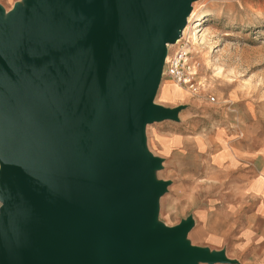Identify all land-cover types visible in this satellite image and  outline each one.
<instances>
[{"label": "water", "instance_id": "95a60500", "mask_svg": "<svg viewBox=\"0 0 264 264\" xmlns=\"http://www.w3.org/2000/svg\"><path fill=\"white\" fill-rule=\"evenodd\" d=\"M197 0H23L0 10V264H214L193 222L152 227L166 182L143 127Z\"/></svg>", "mask_w": 264, "mask_h": 264}, {"label": "rangeland", "instance_id": "374dc122", "mask_svg": "<svg viewBox=\"0 0 264 264\" xmlns=\"http://www.w3.org/2000/svg\"><path fill=\"white\" fill-rule=\"evenodd\" d=\"M22 4L23 0H0V10L9 13ZM191 11L184 39L215 101L194 98L161 77L153 104L181 109L175 121L143 127V152L160 161L149 176L167 183L155 203L152 227H176L191 219L187 245L221 252L232 261L227 264H255L257 258L244 248L237 227L251 202L243 194L245 181L215 166L217 147L212 137L222 123L235 120L229 109L239 105L254 110L264 134V0H197ZM216 133L224 144L221 130Z\"/></svg>", "mask_w": 264, "mask_h": 264}, {"label": "crops", "instance_id": "0c3cea01", "mask_svg": "<svg viewBox=\"0 0 264 264\" xmlns=\"http://www.w3.org/2000/svg\"><path fill=\"white\" fill-rule=\"evenodd\" d=\"M229 110L235 113V122L222 123L213 132L217 151L212 162L234 179H244L243 194L251 202L247 203L245 218L237 222L238 234L246 243L244 248L251 251L249 254H255V264H264V134L254 110L244 105ZM217 130H221L224 144L216 139Z\"/></svg>", "mask_w": 264, "mask_h": 264}, {"label": "built area", "instance_id": "2783aa9c", "mask_svg": "<svg viewBox=\"0 0 264 264\" xmlns=\"http://www.w3.org/2000/svg\"><path fill=\"white\" fill-rule=\"evenodd\" d=\"M170 45L167 46L161 71L162 76L177 83L194 98H207L211 102L215 101V97L208 94L209 85L206 84V76L200 73L199 64L193 60V50L187 39H184V35ZM171 47L173 49L170 53Z\"/></svg>", "mask_w": 264, "mask_h": 264}, {"label": "bare ground", "instance_id": "6f19581e", "mask_svg": "<svg viewBox=\"0 0 264 264\" xmlns=\"http://www.w3.org/2000/svg\"><path fill=\"white\" fill-rule=\"evenodd\" d=\"M191 12H193V11H191ZM192 14V13H191ZM191 14H189L188 15V17H187V19H186V21H187V23H186V25H185V27L182 29V30H180V32H179V36L175 39V41H177L182 35H185L187 32H188V30H189V28H190V22H189V20H188V18H189V16L191 15ZM8 15V13H6V12H3V16H4V20L8 17L7 16ZM200 20H201V18L200 19H195V21H199L200 22ZM194 21V22H195ZM197 23V26H200L201 25V23ZM185 37V36H184ZM187 37V36H186ZM186 39V38H185ZM174 41V42H175ZM166 43V46H169L170 45V43L168 42V41H166L165 42ZM171 46V45H170ZM175 83V82H174ZM178 87H180L177 83H175ZM187 91V90H186ZM187 93H189L188 91H187Z\"/></svg>", "mask_w": 264, "mask_h": 264}]
</instances>
